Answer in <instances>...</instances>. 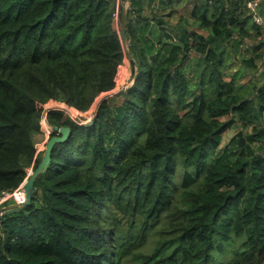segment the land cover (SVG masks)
Masks as SVG:
<instances>
[{"label": "trees", "instance_id": "1", "mask_svg": "<svg viewBox=\"0 0 264 264\" xmlns=\"http://www.w3.org/2000/svg\"><path fill=\"white\" fill-rule=\"evenodd\" d=\"M200 1L193 15L209 39L181 22L179 33L164 27L156 11L144 14L146 0L130 1L124 35V7L118 28L113 0H0V193L41 161L37 136L71 129L54 145L32 202L3 215L0 264L264 259V85L237 84L264 51L224 71V39L235 33L237 49L248 38L258 51L264 25L251 21L249 31L238 2ZM127 53L133 83L96 106L116 87ZM95 106L93 124L77 121ZM239 122L250 132L218 152Z\"/></svg>", "mask_w": 264, "mask_h": 264}, {"label": "rangeland", "instance_id": "2", "mask_svg": "<svg viewBox=\"0 0 264 264\" xmlns=\"http://www.w3.org/2000/svg\"><path fill=\"white\" fill-rule=\"evenodd\" d=\"M197 3H198V0H177L174 3V5H169V6L165 5V8L163 9L162 5L158 2V0L157 1L152 0L151 3H149L150 6L148 7V9L144 11V14L145 13L150 14L152 13V10L156 11L155 14H150V15L152 17H156L157 21H165L163 25L164 27H168L169 30H172L175 28V33L176 32L179 33L180 30H177L175 26H177L181 22L182 24L185 25V28H187L188 31H196L197 33L209 39L210 31L206 27H204L200 21H197L191 16L193 6ZM171 11H174L173 16H169V15L166 16V14ZM251 23H252L251 21H248L246 25V28L249 31H251L254 28V26H252ZM154 26L158 27L157 22H154L153 27ZM232 35L234 37L232 41L224 39V44H226L228 48L227 56L230 57L231 59V61H229L228 64L224 68V71L226 73L227 72L235 73L236 71L241 70L240 69L242 67L241 60L243 57H247V58L254 57L259 51H264L263 47H260L258 51H255L254 49H255V46L258 45V42H255L254 40L248 39V38H245V40L242 41L239 48L237 49V47L234 45H236V40L238 36L235 33H232ZM147 38H150V39L153 38L151 32L148 33ZM123 41H124V46L126 50L128 51L129 42H127L125 39ZM197 56L198 54L195 51H192L191 57L195 59ZM126 60H127V56H126ZM254 65H255L254 68H251L247 65L244 66V69H243L244 76L240 78V80L238 81L237 83L238 86H241L242 84L247 83V81L249 80L253 82H258V84L260 85H264V59H255ZM116 81H117V85L112 91L121 89L124 86H127L128 88L134 81L131 69L127 68L125 65L121 67V70L117 74ZM192 88L196 90V92L199 91L195 80L192 83ZM101 97L97 99H100ZM96 106L92 107V109H90L88 113H84L86 116V119L83 122H89L92 120V115H93L92 112H94V110L96 109ZM262 124L264 125V118L262 119ZM250 130H251V127L250 128L242 127V122L241 123L239 122L236 126H233L232 128H230L226 133L222 135L221 144L218 147L219 148L218 152L227 149L231 145V142L234 137H237V136L240 137V133L245 134L247 132H250ZM50 137H51L50 133L45 135L44 140L42 139L40 135L37 136L36 138L38 139L37 142L41 143V146L39 147L43 149L45 146L44 143L47 142ZM244 151L246 150L244 149ZM184 174L185 173L183 171V168L179 167L177 174H176V178H175L177 185L182 186L184 184V180H185ZM123 220H126V219L123 218ZM223 257L224 255L220 256L221 259H223ZM224 258L226 260V256ZM255 264H264V259L260 262L257 261Z\"/></svg>", "mask_w": 264, "mask_h": 264}, {"label": "water", "instance_id": "3", "mask_svg": "<svg viewBox=\"0 0 264 264\" xmlns=\"http://www.w3.org/2000/svg\"><path fill=\"white\" fill-rule=\"evenodd\" d=\"M130 0H127L129 2ZM125 26H126V12L123 11L122 15V31L123 35L125 33ZM127 89V86L122 87L121 89H117L115 91L109 92L104 94L99 100L97 105L105 100L108 99L112 96H115L119 94L120 92L124 91ZM57 107V106H56ZM50 108H55V107H50ZM49 108V109H50ZM77 121L84 124V125H91L95 122V118H93L92 121L90 122H83L79 118H77ZM51 129L55 132V135H52L48 141L46 142V145L44 147L41 161L37 165L36 168L33 169L29 177L24 181L23 183V190L25 192V201L23 203H13L9 204L7 206H4L0 208V211H3L5 214H10L13 212H16L19 210L21 207H25L29 205L32 202L33 196H34V184L38 176H40L42 173L48 170L50 162H51V154L53 147L56 143H61L65 142L68 137L71 135V129L68 126H52Z\"/></svg>", "mask_w": 264, "mask_h": 264}, {"label": "built area", "instance_id": "4", "mask_svg": "<svg viewBox=\"0 0 264 264\" xmlns=\"http://www.w3.org/2000/svg\"><path fill=\"white\" fill-rule=\"evenodd\" d=\"M229 1L238 2L243 6H245L248 9V14L250 15L251 21H253L255 24L257 25L264 24V16L262 12L264 8V0H229ZM119 14H120V5L117 2L116 7L113 10V17L116 20V22L119 21ZM49 133L50 132L48 130L47 134ZM36 146H37V153L41 152L42 148L39 147L41 146V143H37ZM31 172L30 173L28 172V176L26 177V179L29 177ZM23 183L20 184L16 189L4 190L0 193V208L13 203L20 204L25 201V192L23 190ZM4 214L5 213L3 211H0V222Z\"/></svg>", "mask_w": 264, "mask_h": 264}, {"label": "crops", "instance_id": "5", "mask_svg": "<svg viewBox=\"0 0 264 264\" xmlns=\"http://www.w3.org/2000/svg\"><path fill=\"white\" fill-rule=\"evenodd\" d=\"M130 1H131V0H130ZM130 1L127 2V0H113V2H114V8L116 7V4H117V2H118L119 5H120V10H121V4H123V7H124V10H123V11H125L126 14H127V12H128V8H129V5H130ZM146 1H148L149 3H151L152 0H146ZM155 1H157V0H155ZM176 1H177V0H158V2L162 5V8H163V9L165 8V5H166V6L174 5V3H175ZM200 3H201V1L198 0V3L195 4V5L193 6V10H192V13H191V16H192L194 19H196L197 21H201V20H200L197 16H194V15H193V11L195 10L196 7H198V6L200 5ZM262 12H263V15H264V8H263ZM170 13H173V14H174V11H171V12L167 13L166 16L169 15ZM173 14H172V15H169V16H173ZM122 15H123V14H122ZM119 19H120V18H119ZM117 21H118V20H117ZM250 21H251V20H250ZM115 22H116V20H115ZM116 25H117V27L119 28V21L116 22ZM121 29H122V24H121ZM131 59H132V56L130 55V53H127V60H126V62H125V66H126L127 68L131 69V72H132L133 68H132V65H131ZM37 140H38V139H37ZM32 170H33V168L31 167V168L28 170V172L30 173Z\"/></svg>", "mask_w": 264, "mask_h": 264}]
</instances>
